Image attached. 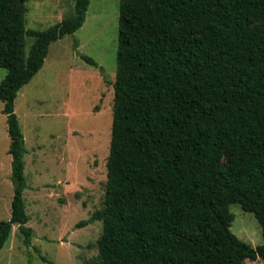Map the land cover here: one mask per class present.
<instances>
[{"label":"trees","instance_id":"1","mask_svg":"<svg viewBox=\"0 0 264 264\" xmlns=\"http://www.w3.org/2000/svg\"><path fill=\"white\" fill-rule=\"evenodd\" d=\"M26 1L0 0L14 189L0 249L14 224L26 245L34 234L15 100L90 5L76 0L72 15L38 30L26 27ZM117 66L104 206L77 223L103 221L99 264L264 260V0H121ZM233 203L255 213L262 244L232 231Z\"/></svg>","mask_w":264,"mask_h":264},{"label":"rangeland","instance_id":"2","mask_svg":"<svg viewBox=\"0 0 264 264\" xmlns=\"http://www.w3.org/2000/svg\"><path fill=\"white\" fill-rule=\"evenodd\" d=\"M76 0H27V29H46L75 12ZM121 0H90L86 20L53 42L43 67L18 92L15 112L25 137L27 226L17 224L0 249V264H99L103 221L77 227L104 206L117 74ZM33 39L27 36L26 50ZM82 54L97 62L93 65ZM7 70L0 67V82ZM0 100V220L11 217L14 194L11 139ZM232 231L256 247L263 243L255 213L230 205ZM244 264H264L246 259Z\"/></svg>","mask_w":264,"mask_h":264}]
</instances>
